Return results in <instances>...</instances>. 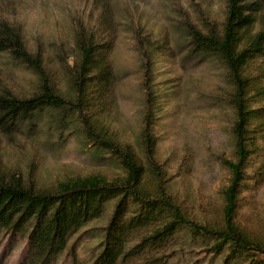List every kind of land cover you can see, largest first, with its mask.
Returning <instances> with one entry per match:
<instances>
[{
  "label": "rangeland",
  "instance_id": "374dc122",
  "mask_svg": "<svg viewBox=\"0 0 264 264\" xmlns=\"http://www.w3.org/2000/svg\"><path fill=\"white\" fill-rule=\"evenodd\" d=\"M247 1L259 2L255 32L264 31V0ZM225 8L226 0H0V34L11 42L19 39L37 56L63 96L69 90L66 74L79 60V44L97 45L115 76L113 89L96 108L70 105L72 122H63L62 131L54 126L56 111L36 126L0 119V177L39 191L93 176L123 181L126 172L119 162L99 156L73 128L76 118L83 119L103 137L135 149L147 187L164 190L190 219L224 227L234 112L225 100L224 66L191 53L190 33L219 30ZM254 67V74L264 76V59ZM35 86L31 69L12 52H0V94L29 97ZM145 133L153 142L148 151L138 142ZM255 168L259 163L249 174ZM234 217L239 231L264 245V177L247 181ZM107 220L78 231L55 264H91ZM26 246L23 235L0 236L5 264H20ZM211 250L212 245L178 241L169 251L170 264H227L226 252Z\"/></svg>",
  "mask_w": 264,
  "mask_h": 264
},
{
  "label": "trees",
  "instance_id": "16d2710c",
  "mask_svg": "<svg viewBox=\"0 0 264 264\" xmlns=\"http://www.w3.org/2000/svg\"><path fill=\"white\" fill-rule=\"evenodd\" d=\"M259 5L226 0L219 30L190 33L191 53L224 66L229 88L225 100L234 112V158L226 162L230 180L225 191L224 227L190 219L172 196L144 184L135 149L103 137L97 126L76 118L73 128L99 156L110 155L119 162L126 177L121 182H107L93 176L49 191L0 177V236L26 237V254L20 264H55L78 231L105 216L108 220L100 251L91 264H170L169 251L178 241L212 245V252H226L227 264H264V245L234 225L241 189L249 179L264 177V76L254 74V63L264 59V31L255 32ZM6 51L32 70L36 86L29 97L1 93V120L12 118L20 125L36 126L47 112L56 111L58 124L54 126L62 131L63 122H72L67 114L70 105L96 108L115 84L113 70L95 44H79V60L66 74L67 96L58 91L37 56H32L19 39L11 42L1 33L0 52ZM149 101L147 93L146 103ZM138 142L146 151L153 147L148 133ZM255 163L259 168L249 174ZM6 257L5 250L0 252V264H5Z\"/></svg>",
  "mask_w": 264,
  "mask_h": 264
}]
</instances>
